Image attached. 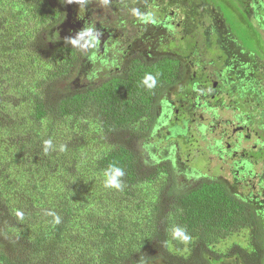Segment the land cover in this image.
Masks as SVG:
<instances>
[{
  "label": "trees",
  "instance_id": "16d2710c",
  "mask_svg": "<svg viewBox=\"0 0 264 264\" xmlns=\"http://www.w3.org/2000/svg\"><path fill=\"white\" fill-rule=\"evenodd\" d=\"M235 11L247 23V35L262 45L252 36L255 20L242 8ZM67 15V0H0V78L7 81L0 94L8 88L9 102L28 106L27 119L17 125L9 103L8 108L0 103V204L11 223L0 234L10 233L25 245L18 252L8 250L2 237L0 264H59L65 252L75 250L82 257L90 252L94 264H191L171 251L166 203L194 238L192 245L199 243L203 264L209 255L206 240L241 224L250 227L252 251L235 244L207 261L237 257L243 264H264V205L243 199L221 180L181 184L173 161L149 163L138 147L159 121L161 95L182 80L181 61L171 55L145 60L137 54L117 72L105 67L92 80L95 69H87L86 60L94 63L100 42L91 33L81 41L61 36ZM9 58L15 60L13 66L7 64ZM84 114L91 119L79 120ZM90 120L97 126L78 124ZM85 126L99 131L107 149L95 159L72 163L58 150L72 151ZM263 153L260 149L256 154ZM37 160L47 170L36 166ZM91 166L101 170L116 192L88 179ZM163 175L166 182L157 190L146 222L150 234L141 245H123L118 233L124 231L123 220L110 207L129 195L142 200L137 188Z\"/></svg>",
  "mask_w": 264,
  "mask_h": 264
},
{
  "label": "rangeland",
  "instance_id": "374dc122",
  "mask_svg": "<svg viewBox=\"0 0 264 264\" xmlns=\"http://www.w3.org/2000/svg\"><path fill=\"white\" fill-rule=\"evenodd\" d=\"M213 1L219 2L218 6L224 7L225 16L238 35L245 40L247 27L233 7L238 6L244 9L250 18H255L258 7L253 6L252 0ZM67 5L68 15L60 27L61 36L81 41L84 36L91 33L100 42L94 63L88 66V69H95L90 79L96 80L98 73L101 74L105 67L113 68L114 71H117L119 67L121 69L125 62L123 60H128L129 56L137 54L151 59L165 54L177 56L185 64V78L165 92L159 115L162 123L166 117L165 112L173 113L176 112V107H183V111H179L180 115L185 114L190 116V119H195L188 127L186 135L185 132L182 133L184 134L182 138H179L181 133L170 134L166 131V127L159 124L146 142L142 141L138 144V147L146 154V160L151 163L166 159L173 161L174 169L180 173L178 178L181 184H185L183 182L188 181L189 178L194 181L201 180L203 176L205 179L221 180L232 192L243 199L250 200L255 205H264V154L257 158V163L252 158L246 159L249 169L247 172L241 169L240 172L237 171L238 165H242L246 160L242 163L240 158L237 165L234 162L236 160L224 154L226 146L220 149L221 151L224 149L223 152L218 151L219 144L226 145L229 141L235 140V136L232 135L230 139L229 136L238 125L248 126L253 133L249 140H240L244 150L253 149L252 145L257 139L254 136L255 131L263 135V138L259 140L264 146V56L256 54L258 52L264 55V36L260 37L262 48L259 41L250 37L251 33L248 34L245 43L251 50L257 51L254 53L245 50L229 33V28L222 21L220 12L209 0H67ZM256 23L254 22L255 25ZM183 34L185 36L181 39L180 36ZM80 45H84V42ZM6 61L8 65L12 64L11 66L15 63L13 58ZM86 61L89 63L90 60ZM95 61L96 63L100 61V65L95 64ZM194 73L197 75L195 78H193ZM204 73L209 74L212 83L218 81L225 87L228 81L235 83V89L231 91L234 94L229 97L225 92L220 91L218 94L220 98L213 99L210 94H207L206 88L195 83L199 82L197 80L201 79ZM5 82L7 81H4V78H0L1 86ZM12 85L14 88V83ZM4 90L6 92L3 91L2 95L0 94V103L7 108L9 103V111L18 125L21 120L27 119V103L13 100L10 104L7 100V98L12 99L7 94L10 90L8 88ZM246 92L249 94H245ZM244 95L248 99L244 102L245 109H242L238 106V102ZM212 115L216 117L217 122L210 127ZM80 119L85 121L91 117L84 114L79 117ZM168 121H165V124ZM78 124L97 126L94 120H90L88 124L84 122H78ZM197 124L202 125L201 129L192 134ZM84 128L87 129L77 132L76 145L72 151L56 149L59 155H68V160L72 163L95 159L107 149V143L98 130H91L86 126ZM222 129L225 130L224 135L220 133ZM85 142L87 146L84 145ZM177 154L182 155L183 158H189V166L195 167L196 171L190 170L188 173L183 163L178 162ZM247 157H249L248 154ZM76 158L78 161H74ZM37 162L40 161L37 160ZM36 166H41L42 170L46 168L43 162ZM89 168H91V178L88 177V179L93 180L97 188L102 185V188L105 187L107 191L116 192L113 183L103 177L101 170L93 166ZM165 182L163 175L154 181H147L140 185L136 190L142 196L140 201L129 195L118 198V202L112 204L110 209L116 212L114 217L118 215L123 220L124 231L118 232L121 234L120 240L123 245H141L150 234L146 222L153 214L151 211L153 200L156 198L155 194ZM93 191H95L94 188ZM172 207L171 203H166V212L164 210L170 223L167 238L171 251L178 258H189L191 264H203L198 258L199 243L196 241L195 246L192 245L194 238L192 239L178 224ZM10 224L0 204V229L4 230ZM250 231L248 225L241 224L225 235L210 236L205 245L209 254L207 258L210 256L212 260L219 254H226L235 244L252 251ZM4 236L6 235L0 234V240ZM5 241L6 249L11 251L18 252L25 247L22 240L18 237L12 238L10 233L8 237H5ZM75 251V253L65 252L59 264H94V261H91L90 252L83 253L82 257L79 255L80 252ZM207 258V264H243L237 257L223 258L216 263L211 260V263L208 262ZM153 264L174 263L158 260Z\"/></svg>",
  "mask_w": 264,
  "mask_h": 264
},
{
  "label": "flooded vegetation",
  "instance_id": "af4514ba",
  "mask_svg": "<svg viewBox=\"0 0 264 264\" xmlns=\"http://www.w3.org/2000/svg\"><path fill=\"white\" fill-rule=\"evenodd\" d=\"M209 2L214 6L215 9H218V11L220 12V16H221L222 21L229 28V33L232 36H234L240 42V44L242 45V47L245 50H247L249 52H253L250 49H248V47H247V45L245 43L244 38L241 37V36H239L238 33L232 27V25H230L228 23V19L225 16L224 7L222 5H219L218 6V4H215L212 1H209ZM252 4H253V6L258 7V9H257L258 10V13L255 16V18L248 17V15L244 11V9H242V13H244L249 19H254L255 20L254 22H257L256 23V26L254 25L256 29L254 28L255 31L252 34V36L255 37L257 35L258 38L260 39L261 36H264V0H252ZM235 8L236 7H233L234 11H235ZM246 24L247 23H245V25ZM184 36L185 35L183 34L182 36H180V38L182 39ZM186 51H189V50L186 49ZM183 54H187V53L183 52ZM139 55H141V54H139ZM160 56H162V55L155 56V57H153V59H151V58L145 57L144 55H141V57H143L145 60H155L156 58H158ZM124 57H126V56H124ZM132 57L133 56H129L128 57V60H126V59L123 60V61H125L123 63V65L126 64ZM173 57H175V56H173ZM176 58H178L181 61V64L184 67V74H183V78H182V80H183L185 78V75H186V66L183 63L182 59H180L177 56H176ZM89 65H90V61H89V63L86 64L87 69H88V66ZM118 70H120V67L117 69V71ZM110 71L112 73L113 72H117V71H114L113 68L110 69ZM207 73H204V75L202 76V78L197 80L199 82H195V83H199V86L206 88L207 94H210L213 99L220 98L219 95H218L220 91L221 92H225L226 95L229 96V97L234 94V93H231V91L235 89V83L228 81L226 87L224 85L218 83V81H213V83H212V81L210 79V76ZM195 77H197L196 73L193 74V78H195ZM182 80L180 82H182ZM179 83H177V84H179ZM173 86H175V85H173ZM173 86H171V87H173ZM171 87H169L168 89H170ZM165 92L161 95L162 97H161L160 102H159V109H160V105H161V103L163 101V97L165 96ZM242 92H243V90H242ZM245 94H249V92H246ZM246 99H248V97H246V95H244L243 97L240 98V100L238 102L239 103L238 106L240 108L245 109V104L246 103H244V102L246 101ZM231 101H234V100H231ZM175 110H176V112L174 111L173 113L165 112L166 117H165V120L162 123H161V117L159 115V121L157 122L155 128H157L158 127L157 125L160 124L162 127H166V131L167 132H170V134L178 135L179 133H181V137H184V134H182V133L185 132V135H186V133H187L186 131L188 130V127L191 126V123H192V121L195 118L190 119L189 118L190 116H187L185 114L180 115V112L183 111V107L182 108L176 107ZM167 120H169V121H168V123L165 124V121H167ZM216 122H217L216 117L213 116V118L211 120V123H210L211 124L210 127H213L216 124ZM201 126H202L201 124H197L196 125V128L194 129V131H193L192 134H194V132H196V131L199 132L200 129H201ZM244 127L245 126H242V125L236 126L234 128V130H232V134L229 136V139L232 138L231 137L232 135L235 136V140L234 141H229L226 145L219 144L218 151L223 152L224 149H222V151L220 149L222 148V146H226V148H225V151L226 152L224 154H227L228 156H231L234 160H236V161H234L236 164H237V162H240V158H242V160H241L242 163L246 159L248 160L249 158L254 159L256 161V163H257V158H260L262 155L260 156V155H258L256 153H259V150L260 149L261 150H264V146L260 143V140H259V139H262L263 138V135H260L259 134V131H255L254 132V136L257 139H255V142L252 145L253 149L244 150L245 148L241 147V145H240V142H241L240 140L247 141V140H249L252 137V134H253L252 131L250 130V128L248 126H246L245 129H244ZM224 131L225 130L222 129L220 133L224 135ZM163 135H166V134H163ZM188 140H190V138ZM247 154L249 155V157H247ZM177 157H178V162L179 163H183L184 167H186V169L188 170V173L190 172V170H192V172H195L196 171V168L195 167L193 168V167L189 166V164H188L189 163V158H183L182 155H179V154H177ZM247 160L242 165H238L237 164L238 165L237 171H240L241 172V169H243V172H247L248 171L249 165H248ZM149 163H151V162H149ZM204 180L207 181V180H211V179H205L204 176H203L201 178V181H204ZM192 181L193 180L191 178L188 179V182H192Z\"/></svg>",
  "mask_w": 264,
  "mask_h": 264
}]
</instances>
